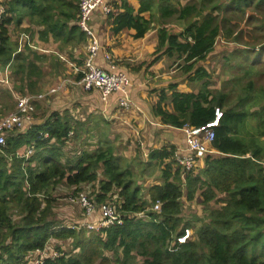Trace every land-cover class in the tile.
<instances>
[{
	"label": "trees",
	"instance_id": "trees-1",
	"mask_svg": "<svg viewBox=\"0 0 264 264\" xmlns=\"http://www.w3.org/2000/svg\"><path fill=\"white\" fill-rule=\"evenodd\" d=\"M137 2V8L129 0L114 6L117 11L107 14L111 31L132 29L133 37L141 38L157 18L156 52L160 57L176 55L182 60L179 67L187 74L186 81L199 83L197 91L182 90L177 82L160 88L150 115L166 126L197 128L212 121L218 107L222 115L211 141L218 155H207L202 167L182 176L173 158V144L149 149L142 168L153 162L165 165L161 180L148 187L146 199L134 178L133 161L116 154L113 142L99 131L94 133L93 149L74 150L69 156L65 141L69 136L78 138L82 120L67 110L51 111L30 127L11 130L0 146V264H20L49 242L57 253L43 256L40 264H264V88L249 79L230 100V92L210 88V73L197 65L214 49L218 37L229 39L234 34L232 20L246 17L247 22L252 18L264 22V0ZM77 3L7 0L0 20V67L8 65L13 74L20 72L14 89L20 93L37 90L42 73L38 61L45 56L33 52L29 44L18 50L8 25H18L26 18L29 27L25 30L31 28L33 34L32 26L40 28L39 39L44 42L81 44L87 35L76 23ZM170 19L185 22L182 30L171 32L165 26ZM256 29H264V24ZM48 58L55 72L64 68L58 55ZM248 68L250 75L253 66ZM251 118L256 122L253 134L246 136ZM30 146L34 152L22 156ZM62 182L75 191L92 184V202L96 206L114 203L122 223L90 230L55 220V200L48 190ZM195 194L206 214L194 216L193 223L181 213L183 197L192 200ZM215 199L220 205L210 206ZM156 202L159 208L153 210ZM187 227L193 229V238L179 244L176 238ZM68 239L72 250L66 252L61 242Z\"/></svg>",
	"mask_w": 264,
	"mask_h": 264
},
{
	"label": "rangeland",
	"instance_id": "rangeland-1",
	"mask_svg": "<svg viewBox=\"0 0 264 264\" xmlns=\"http://www.w3.org/2000/svg\"><path fill=\"white\" fill-rule=\"evenodd\" d=\"M130 1L138 3L137 0ZM180 1L182 3L185 2V0ZM119 2L120 0H108V3H110L112 6L113 12L117 11V7L114 8V6L119 4ZM137 6L138 4H136L134 7L136 8ZM143 15L148 16V13H143ZM262 19L264 20V15L262 16ZM25 21L26 18L18 25L15 23H10L8 25L11 41L14 44H17L18 50H20L19 48H22L21 50H23L24 47V37L22 33L24 31L23 28ZM109 22L110 21L107 19V15L103 13H100L99 15L96 13L92 18L90 26L94 32H96L95 26H93V24L96 23L98 25L96 26L97 29L99 27L100 31L105 34L104 36L109 33L107 36L110 37L109 40H111L112 31L109 27ZM261 23L264 24L262 21ZM261 23L256 18H252L249 22H247L246 17H244V19L241 21L238 19L232 20L230 27L233 29L234 34L229 39H225L222 36L218 37L216 39L214 49L204 60L197 63V65L204 66L205 69L210 73L209 86L214 92H217L218 90L230 92V100H232L236 96L238 90H241L240 88L243 87L249 79L253 80L257 88L260 86H263L264 88V29L260 31L256 29V27L260 26ZM184 24L185 22L170 19L166 22L165 26H167L171 32L177 33L182 30ZM31 25L32 24L30 22V26ZM152 26L153 28L146 33V38L143 44L139 46L140 50L137 54L134 55V53L137 51L135 50L132 51V53L130 52L129 55L125 53V56L122 55L124 57L118 58V55H115L112 52H109L110 56L108 53H105L106 58L109 57L110 59L108 60L105 58V65L107 62L109 63L111 59H113V61L116 60L115 62L117 63V66L115 67H122L117 69L122 70L127 74L131 80V86L134 82L131 75L133 73H140L139 77L144 83V92H146V99L149 103L152 102V99L150 100L149 97L153 95V98L156 99L158 90L167 86V84L170 82H177L180 89L197 91L199 83L186 81L187 74H184L179 67L182 65L181 59H178L176 55L168 58L165 55L160 57V52H156L157 27L159 26V21L157 18L152 20ZM25 32L27 33V31ZM96 35L97 38H99L98 33ZM235 35L236 38L234 37ZM125 36L128 40L130 39V35L128 33H126ZM113 40H115L113 46H120L121 42L118 38H114ZM31 42L33 44V52L40 51L36 47L39 49H44V51H40V53H43L45 58L41 61H38V65L42 71L39 77L40 81L38 88L35 92L20 93L18 89L16 90L13 88L14 83L15 85H18L20 82V72L17 71V73L13 74L12 72L8 71V68L5 70L0 67V118L14 110L16 98L20 96L25 94H38L40 92H47L51 86H59L63 78L70 80L74 79L76 81L77 79H75V75L77 73V68H82L84 66V62L88 56L85 49L89 44L88 38L84 43L66 44L65 46H60L56 42H47L46 44H42L41 42L34 41V39H31ZM100 47L98 54H100ZM122 47L120 49H122ZM247 50L249 53L245 54L243 51ZM59 53L61 54V58L63 55L67 57V59H65L67 60L66 62L68 64L73 63L74 60L77 62L76 65L78 67L75 68V71H73L72 68H67V66H65V68H60V72L54 71L55 69L53 68L48 57L53 55L59 56ZM120 54L124 53L121 52ZM158 57L160 58L158 59ZM255 57L256 59L253 60ZM246 58L247 60H245ZM95 59L94 62L96 65L102 64L98 62L97 59L95 61ZM155 59L158 60L154 62ZM249 65L253 66V72L250 75H247L246 71H248ZM106 68L110 69L109 64L106 65ZM115 70L112 69V71ZM58 75L60 76L59 78ZM235 79H238V81H234ZM236 83L238 86L236 85L232 87L233 84ZM131 86L129 89H131ZM59 87L60 88H58L55 93L47 96L44 101L39 102L37 99L34 101L33 119L35 118L36 120H42L51 111H72L70 113L76 118L81 119L82 123L78 129V132H80L78 138L69 136L65 141L64 150L70 154L69 156L74 153V150L78 151L83 148L93 149L95 146L94 142L96 141L94 133L99 131L103 138H109L113 142L116 154H121L130 162H134H131L133 167L132 169L135 172L134 178L140 185L143 197L148 199L147 189L151 184L161 180V168L164 167L165 163L159 165L158 163L153 162V165H150L147 168H142L143 166L141 163L147 160V155H145L144 152L148 153L149 149H151L154 145L153 142L160 147L171 145L172 143L167 141L169 139L167 133H171V131L165 132L161 128L159 131L156 130L154 134H152L155 140L153 139V141H150L151 145H146L145 143L148 142V137L142 130L143 137H141L140 141H142L143 145L145 146L144 151H142L140 145L137 143V140L134 141L130 135V126L133 127L134 125H132V122L129 121V118H127V122L129 123L124 121V110L115 111L117 108H114L113 113H107L104 112L105 109L102 111L98 107H96V109H90L89 105H91V102L88 103V99L85 101L82 99L85 97V93L89 92L84 90L78 84L67 83L64 86ZM47 99L51 101V104L47 103ZM79 103H82V106ZM116 113H119L120 117L122 118L115 119L114 116ZM101 116L103 117V121ZM116 121L118 122L116 123ZM248 123L250 126L248 127V134L245 133L246 136L253 134V125H255L256 122L251 118L249 119ZM134 129L137 128L135 127ZM167 129L171 128L167 127ZM8 133L9 131L6 132L5 139ZM182 135L184 136V134ZM215 152L210 153L209 155L217 156L218 153ZM201 164L202 163L200 162L196 171L201 167ZM99 177H101V174ZM54 187L51 186L48 190L50 196H52L55 200V215L53 218L57 221L59 220L66 226L84 227V225H81V222L85 221H81V203L79 201L78 194L79 192H82L85 196L87 195L91 199L90 194L93 190L92 184H84L82 187L80 186V189L77 191H75L76 189L74 190V187H68L63 182L57 184L55 188ZM221 196L223 195L220 194L219 197ZM113 198L115 199L116 197L113 196ZM217 200L218 199L210 201L209 205L212 207H218L220 204ZM204 209V205L200 201L198 194H195L192 200H186L185 197H183L181 216L184 218V220H192L194 223V216L197 218L204 217V214H206ZM141 215L142 213H140L138 216ZM61 245L63 250L66 252L72 250L71 239L64 240L61 242ZM48 247H52L54 250H56L55 245L50 242L49 244H46V248ZM139 260H141V258Z\"/></svg>",
	"mask_w": 264,
	"mask_h": 264
},
{
	"label": "built area",
	"instance_id": "built-area-1",
	"mask_svg": "<svg viewBox=\"0 0 264 264\" xmlns=\"http://www.w3.org/2000/svg\"><path fill=\"white\" fill-rule=\"evenodd\" d=\"M7 0H0V20L6 11ZM78 12L76 23L79 28L86 33L89 44L86 46L88 54L84 66L78 68L81 76L77 79V84L86 91L96 90L99 94L101 103L106 107L109 104L110 97L113 93L115 97L116 108L125 110L135 107V102L130 97L131 80L122 70H115V67L109 62L110 69L96 65L94 59L99 51V41L96 32L91 28L93 16L97 13L107 15L112 11V6L108 0H78ZM24 37V43L32 47V42L28 41V37ZM39 49L38 47H36ZM109 59V57H107ZM114 69L115 71H112ZM58 86L50 87L47 92L38 94H25L16 98L14 110L0 118V146L5 143V135L7 131L23 130L33 124L34 101H44L47 96L55 93ZM49 100L47 99V102ZM222 111L217 107L214 110V119L207 122L202 127L184 126L179 128L184 134V148L175 149L173 158L175 163L181 168V175L184 176L187 172H196L201 160L210 153L215 152L211 147V141L214 137L213 128L218 125ZM34 152V147L26 148L21 154L24 157H29ZM79 201L81 203V222L82 226L90 230H100L115 224H121L123 221L122 215L118 212L117 206L114 203L103 202L96 206L94 202L82 192H79ZM159 208V203L156 202L153 210ZM93 215H97L96 218ZM88 220V221H87ZM193 230L184 228L183 232L177 236L179 244L192 239ZM57 251L52 247L37 249L36 253L29 259H26L20 264H40L44 257H54Z\"/></svg>",
	"mask_w": 264,
	"mask_h": 264
},
{
	"label": "crops",
	"instance_id": "crops-1",
	"mask_svg": "<svg viewBox=\"0 0 264 264\" xmlns=\"http://www.w3.org/2000/svg\"><path fill=\"white\" fill-rule=\"evenodd\" d=\"M130 1V0H129ZM132 4H133V6H135L136 4H138V3H136V2H132V1H130ZM120 3V2H119ZM137 8V7H136ZM25 24V25H24ZM24 28H23V36H26V37H28V38H31V36L33 37V39H34V41H38V42H41L42 44H46L47 42H44V41H42V40H40L39 39V32H38V30L40 29V28H38V27H33L32 26V28L35 30V32L32 34V32H31V28H29V30H25V29H27L28 27H29V24H28V22L27 21H25L24 22ZM93 26H95V30H96V34L98 33V36H99V38H98V40H99V42H100V45H101V47H100V54H98L97 53V57H96V59L98 60V62H100V63H102V64H100L99 66H103V68L105 67L106 68V65H108L109 63L107 62V64L105 65V58H106V56H105V53H108V55H109V52H112L113 54H115V55H118L117 57L119 58V57H124L125 56V53H127L128 55H129V53L131 52L132 53V51H135V50H137L135 53H134V55L135 54H137L138 53V51L140 50V47L139 46H141V44H143V42H144V40H145V35L143 36V37H141V38H135L134 39V37H133V33H134V31L132 30V29H129V30H123V31H121V32H119V33H117V34H114L113 32H112V34H111V40H109L110 39V37H108L107 35H109V33L108 34H106V36H104L105 34L102 32V31H100V29H99V27H98V29H97V27L96 26H98L96 23L95 24H93ZM109 27H111V24H109ZM9 30V29H8ZM25 31H27V33L25 32ZM26 33V34H25ZM126 33H128L130 36H129V40L127 39V37L125 36L126 35ZM10 35V34H9ZM11 38V37H10ZM116 39V38H118L119 40H120V42H121V44H120V46H113V44H114V42H115V40H113V39ZM51 42V41H50ZM126 42V43H125ZM56 43H58L59 44V42H56ZM105 43V44H104ZM136 45V46H135ZM123 46V47H122ZM122 47V49H120ZM41 48V47H40ZM20 50L22 49V48H19ZM124 49V50H123ZM130 51H129V50ZM38 50H40V51H44V49L43 48H41V49H38ZM121 52H123L124 54H120ZM60 53H59V60H60V62L62 63V66L65 68V66H67V68H72L73 69V71H75L76 69V67H78L76 64H77V62L74 60V62L73 63H70V64H68L66 61V59H67V57L65 56V55H63V57L61 58L60 57ZM103 55H104V59H103ZM122 55H124V56H122ZM139 55V54H138ZM99 56V57H98ZM110 56V55H109ZM127 56V55H126ZM132 57V56H131ZM66 58V59H65ZM133 58V57H132ZM96 59H95V61H96ZM106 59H108V58H106ZM108 60H110V59H108ZM131 60V59H130ZM112 61V62H111ZM111 61H109V62H111V64H113L114 65V67L115 66H117V63L115 62L116 60H114L113 61V59H111ZM134 61V60H133ZM114 62V63H113ZM7 68H8V71H10L9 70V67H8V65L7 66H5L4 67V69L5 70H7ZM117 68H122V67H115V69H117ZM108 69V68H107ZM80 71H79V69L77 68V73H76V75H75V79H79V78H77L78 77V75H80ZM162 74H164V73H162ZM139 75H140V73H133L131 76H132V78H133V80H134V82H133V84H134V86H133V84H132V86H131V89H130V97L132 98V100L135 102V107H132V108H129V109H125L124 110V114H125V116H124V121H126L127 122V118H129V121H131L132 122V125H134L137 129H134L135 127L133 126V127H131L130 126V135H131V137L133 138V140L134 141H136L137 140V143H138V145H140V147H141V149H142V151H144V149H145V146L143 145V142L142 141H140V139H141V137H143L142 135V133L144 132V134L148 137V142H146L145 144L147 145H151V140L153 141V139L155 140V138H154V136L152 135V134H154V132L157 130V131H159L160 130V128L163 130V131H165V132H167V131H171V133H167V136H168V140L167 141H169L170 143H172L174 146H175V149L177 150V149H183L184 148V136L182 135L183 134V132L179 129V128H175V127H172V126H166V125H164V124H162L160 121H159V119L158 118H156V117H153L152 115H150V106L151 105H153L154 103H155V101H156V99L155 98H153V95L152 96H150L149 98H150V100L152 101L151 103H149L148 101H147V99H146V92H144V90H145V87H144V83L141 81V79H140V77H139ZM60 76L58 75V78H59ZM77 82V80L75 81L74 79H72V80H70V79H62L61 80V83L59 84V86H64L65 84H67V83H73V84H77L76 83ZM39 84V83H38ZM58 86V85H57ZM58 86V87H59ZM52 87V86H51ZM53 87H56V86H53ZM60 88V87H59ZM182 90H184V89H182ZM86 92V91H85ZM87 92H89V93H85V97H83L82 99L85 101L86 99H88V103L89 102H91L90 104L91 105H89V107H90V109H96V107H98V108H100L102 111H103V109H105L104 110V112H107V113H113L114 111H113V109L114 108H116V105H115V103H116V101H115V95H112L111 97H110V100H109V104L105 107L104 105H103V103H100L99 102V97H98V92L96 91V90H91V91H87ZM58 101V100H57ZM56 101V102H57ZM97 102H99V104L97 103ZM48 104H51V101L49 100L48 102H47ZM79 104H81V106H82V103H79ZM83 104H85V103H83ZM97 104V105H96ZM86 105V104H85ZM78 106V105H77ZM104 107V108H103ZM116 110H121V109H115V111ZM92 111V110H91ZM70 112H72V111H70ZM128 114V115H127ZM126 115H127V117H126ZM115 117V119H121L122 117H120V114L119 113H116V115L114 116ZM117 117V118H116ZM34 120H36L35 118L33 119V121ZM118 121H116V123H117ZM127 123H129V122H127ZM167 127L168 128H171V129H167ZM142 130H143V132H142ZM178 131V132H176V131ZM150 135H152V136H150ZM153 137V138H152ZM131 138V139H132ZM133 142V141H132ZM153 146H152V148H158V147H160V146H158V145H156L154 142H153ZM131 148V147H130ZM130 148H129V150H130ZM215 153H217V151L215 152ZM144 154L145 155H147L148 153H145L144 152ZM134 157V156H133ZM202 164H201V167H202V165L204 164V159L203 160H201L200 161ZM96 216L97 215H93V217H95L96 218Z\"/></svg>",
	"mask_w": 264,
	"mask_h": 264
},
{
	"label": "flooded vegetation",
	"instance_id": "flooded-vegetation-1",
	"mask_svg": "<svg viewBox=\"0 0 264 264\" xmlns=\"http://www.w3.org/2000/svg\"><path fill=\"white\" fill-rule=\"evenodd\" d=\"M27 40L31 42V40H30L29 38H28ZM25 45H27V43H24V46H25Z\"/></svg>",
	"mask_w": 264,
	"mask_h": 264
},
{
	"label": "clouds",
	"instance_id": "clouds-1",
	"mask_svg": "<svg viewBox=\"0 0 264 264\" xmlns=\"http://www.w3.org/2000/svg\"><path fill=\"white\" fill-rule=\"evenodd\" d=\"M189 228V227H188ZM192 238H193V236H192Z\"/></svg>",
	"mask_w": 264,
	"mask_h": 264
}]
</instances>
